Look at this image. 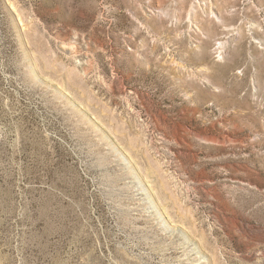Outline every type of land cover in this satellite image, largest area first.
I'll use <instances>...</instances> for the list:
<instances>
[{
  "label": "rangeland",
  "instance_id": "1",
  "mask_svg": "<svg viewBox=\"0 0 264 264\" xmlns=\"http://www.w3.org/2000/svg\"><path fill=\"white\" fill-rule=\"evenodd\" d=\"M0 264H264V0H0Z\"/></svg>",
  "mask_w": 264,
  "mask_h": 264
},
{
  "label": "bare ground",
  "instance_id": "2",
  "mask_svg": "<svg viewBox=\"0 0 264 264\" xmlns=\"http://www.w3.org/2000/svg\"><path fill=\"white\" fill-rule=\"evenodd\" d=\"M220 47H222V43L220 42V43H218V48H220ZM221 50V49H220ZM219 50V51H220ZM217 52H218V50H217Z\"/></svg>",
  "mask_w": 264,
  "mask_h": 264
}]
</instances>
